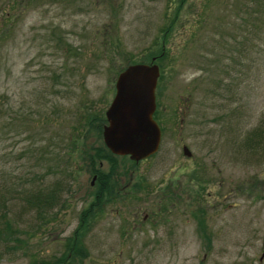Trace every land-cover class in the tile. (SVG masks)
Returning <instances> with one entry per match:
<instances>
[{"label": "rangeland", "instance_id": "374dc122", "mask_svg": "<svg viewBox=\"0 0 264 264\" xmlns=\"http://www.w3.org/2000/svg\"><path fill=\"white\" fill-rule=\"evenodd\" d=\"M261 3L0 0V264H264ZM153 57L159 149L111 159L117 75Z\"/></svg>", "mask_w": 264, "mask_h": 264}, {"label": "water", "instance_id": "95a60500", "mask_svg": "<svg viewBox=\"0 0 264 264\" xmlns=\"http://www.w3.org/2000/svg\"><path fill=\"white\" fill-rule=\"evenodd\" d=\"M153 60L130 63L119 72L114 97L105 111L104 143L113 153L135 161L154 153L161 140L160 126L153 117L159 75ZM183 151L190 154L186 145Z\"/></svg>", "mask_w": 264, "mask_h": 264}, {"label": "trees", "instance_id": "16d2710c", "mask_svg": "<svg viewBox=\"0 0 264 264\" xmlns=\"http://www.w3.org/2000/svg\"><path fill=\"white\" fill-rule=\"evenodd\" d=\"M261 1L264 2V0H256L258 6H260V5L262 4ZM251 8L254 9V11H252V14H253V12H255V10H257L256 13H259V15H261L262 11H260V10L257 9L256 7H247V6L245 5V15H244V19H243V21H244L245 24H249V23H251L252 25H255V22H257V21L259 20V17H260V16H257V17H252V16H250L249 12L251 11ZM177 12H178V6L175 7L174 10H173V14H172L171 17H170V23H172V22L175 21V18H176V16H177ZM253 16H254V15H253ZM170 29H171V24L168 25L167 29H166L165 32H164V35H167V34H168L167 32H169ZM98 150H103V151H105V152H107V153H108V152L111 153V151L106 147L105 144H103ZM110 153L106 154V156L109 157V158H111V159H113V158H112L113 156H112V154H110ZM115 157H116V156H115ZM91 159H92V161H94L93 158H91ZM92 164H93V163H92ZM98 171H99V170H98ZM99 177H100V179H104V176H103L102 172H100V171H99V175L97 174V179H98ZM104 180H105V179H104ZM104 180H103V181H104ZM105 188H106V187H105Z\"/></svg>", "mask_w": 264, "mask_h": 264}, {"label": "flooded vegetation", "instance_id": "af4514ba", "mask_svg": "<svg viewBox=\"0 0 264 264\" xmlns=\"http://www.w3.org/2000/svg\"><path fill=\"white\" fill-rule=\"evenodd\" d=\"M158 66H159V64H158ZM156 89H157V93H156V108H155V111L158 113L157 114V117L155 118L156 119V122H157V124H158V126H159V75H158V78H157V84H156ZM155 113V112H154ZM159 149V148H158ZM158 151V150H157ZM94 175H96V174H94ZM96 177H97V175H96ZM94 183V182H93Z\"/></svg>", "mask_w": 264, "mask_h": 264}]
</instances>
